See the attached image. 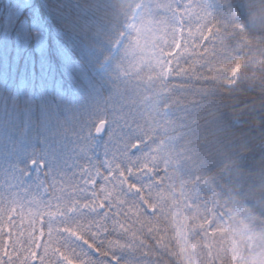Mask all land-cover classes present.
<instances>
[{"label": "trees", "instance_id": "obj_1", "mask_svg": "<svg viewBox=\"0 0 264 264\" xmlns=\"http://www.w3.org/2000/svg\"><path fill=\"white\" fill-rule=\"evenodd\" d=\"M208 1L212 11L209 35L201 44L198 37H191L190 46L169 56L171 79L165 84L163 80L155 84L154 80L152 85L134 76L131 87H125V93L123 89L117 97L125 100L128 95L133 96L131 104L138 106L139 101L142 107L131 114L145 109L142 114L150 118V123L155 119L160 121L161 116L167 117L171 111L173 121H177L179 115L184 119V128L177 129L180 142L190 149L195 163L203 167L194 177L203 182L200 188L204 189V198L213 215L204 232L191 233L184 239L189 264H263L264 0ZM38 2L45 0H0V95L9 98L18 95L23 88L19 70L25 67V59L39 57L34 42L22 43L16 30L6 28L13 14L19 16L21 10L25 18L37 19L41 14ZM46 3L55 16L66 19L63 26L74 31L91 50L93 87L84 88L57 75L43 85V103L48 110L42 123L0 125V147H3L0 166L10 180L19 179L16 176L19 171L13 165L25 162L19 160L23 152L15 154L14 148L31 150L29 156L24 155L25 160L43 156L42 148L49 150L51 146L46 143L52 137L61 132L73 134V128L78 129L86 119L94 121L102 114L107 118L113 109L110 106L117 105L105 75L96 68L110 55L132 5L128 0H46ZM46 23L52 28L57 26L52 18L46 17ZM62 103L84 105L85 111L81 113L77 108L66 112L60 106ZM131 104L126 107L132 108ZM73 136L69 144L83 147L88 154L105 151V146L93 143V137L81 143L79 136ZM165 136L156 138L161 140ZM154 140L152 137L150 143L154 144ZM53 167L57 170L56 164ZM139 169L133 170L138 173ZM156 177L151 173L146 177L140 175L133 177V182L156 185L159 180ZM196 184L187 188L193 189ZM142 195L133 190L132 199L137 200ZM218 214L225 219V224H220ZM117 233L120 232L113 233L115 237L124 238V234ZM111 235L109 232L107 237ZM106 241L105 236L96 239L102 246L94 264H105L103 256L109 254L104 248ZM181 258L179 256V261ZM176 259L170 260L168 256L162 258L161 263L178 264Z\"/></svg>", "mask_w": 264, "mask_h": 264}, {"label": "snow or ice", "instance_id": "obj_2", "mask_svg": "<svg viewBox=\"0 0 264 264\" xmlns=\"http://www.w3.org/2000/svg\"><path fill=\"white\" fill-rule=\"evenodd\" d=\"M38 8L41 14L37 19L25 18L21 10L19 16L13 14L12 22L6 26L19 33L22 43L34 42L39 57L25 59V67L19 70L23 88L18 95L11 98L0 95V125L42 123L48 110L43 103V85L57 75L72 84L93 87L91 50L74 31L63 26L66 19L55 16L46 0L38 2ZM46 17L54 19L57 26L48 25ZM60 106L66 112L77 108L81 113L85 111L84 105L62 103ZM106 135L110 137L108 141H105ZM88 137L98 140L105 146V151L89 155L87 169L81 165L79 171L73 173L83 180L82 187L78 182L73 197L57 203L52 199L45 202L29 198L25 201L23 197L10 203L0 201V264H94L101 255L102 245L96 243L97 237H106L117 227H124L114 215L119 217L126 205L135 206L125 198L127 193L123 185L128 184V191L136 190L142 195L139 187L142 181L133 182V169L139 168L143 162V142L126 131V122H122L119 112L111 120L91 121ZM79 139H84L82 134ZM51 147V158L32 156L19 165L17 170L23 173L25 181L27 177H33L37 186L45 183L55 187L61 172L54 170L53 164L61 158L64 149L57 144L55 137H52ZM65 166L72 165L65 161ZM135 203L147 206V201L137 199ZM36 204L43 207L33 212L31 206ZM112 209H116L115 214ZM147 211L155 209L147 208ZM120 259L115 252L103 256L105 264H120Z\"/></svg>", "mask_w": 264, "mask_h": 264}, {"label": "rangeland", "instance_id": "obj_3", "mask_svg": "<svg viewBox=\"0 0 264 264\" xmlns=\"http://www.w3.org/2000/svg\"><path fill=\"white\" fill-rule=\"evenodd\" d=\"M128 2L132 5L130 15L123 24L121 31L118 32L109 57L100 62L96 69L98 73L105 75L107 87L114 92L113 96L117 101V105L113 106L112 104L110 106L115 108L116 111L112 109L108 119L111 120L113 115L119 112L122 122H126V131L142 139L141 160L143 162L139 166L140 171L138 173L133 170V177L140 175L146 177L151 172L155 173L156 167H160L163 170V175L166 173L163 177L158 178L164 184L162 189H170L172 185L174 187L171 192L168 190L160 193L158 188L155 189L154 186L143 187L139 185L140 188H145L150 193V208L155 209L152 216L141 213L138 207L141 206V203H135L136 200H133L131 196L126 198L135 205L134 207L132 204L126 205L125 211L120 212V217H123L124 221L130 226L128 229L130 238L126 241L119 240L110 252H115L121 258L120 264H162L161 259L164 260L168 256L170 260H177V257L178 264H189L188 258H186L187 255L184 252V239H186V235L191 233L194 235L204 232L213 215H211L208 200L206 197L204 198V189L200 188L203 182H199L194 177V174L201 171L203 167H199L195 163L190 152L186 153L185 145L180 144V133L176 131V129L181 130L184 128V119L179 115L177 121H173L171 111L167 117L161 116V120H166L170 127L160 124V121L156 119L154 123H150V118L142 114L146 112L145 109H142L141 112L139 109L137 114L134 113L136 115L131 114L138 107H142L139 101L138 106H135L131 104L134 100L133 96L128 95L123 100L118 98L117 95L125 87H131L133 83L131 77L134 76H140L141 79H146L152 85H154V80L155 84L159 80H163V84L169 81L172 75L171 61H168L169 56L178 49L184 50L187 48L186 46H190L191 37H198L200 44L208 37V20L211 15L210 5L207 0H128ZM134 92L137 94V87ZM130 104L133 107L127 108L126 106ZM128 113L131 114L130 117ZM90 121V119H86L84 123L78 125V129L73 128V134L61 132L55 137V139L59 138L56 139L57 144L64 149L62 155L65 154L64 156L68 158V155L75 149L74 145L69 144L71 135H74L73 137H80L81 134L83 137L88 136L87 129ZM173 130V134L168 133ZM42 133L47 139L46 131L42 129ZM162 134L167 135L163 141L161 139L156 144L149 145L152 137L158 140L156 136L160 137ZM109 139L110 137L106 135L105 141ZM88 140L89 138H87ZM46 144L51 146L52 139ZM144 144L147 146L143 147ZM48 148V152L52 153V147ZM1 149L3 147H0ZM77 150L80 152L77 154L72 153L74 156L70 158L69 164L72 165L70 173L73 172V169H76V157L81 159L86 156L83 147H78ZM42 151L46 150L42 148ZM20 152H23V155L19 157L20 162L26 161L24 155L29 156L31 154V150L28 148H22L21 150L14 148L13 150L15 154ZM154 156L158 159H154ZM87 157L84 158L83 162L88 164ZM153 160L159 161L153 164ZM20 175L22 178L19 179H23L22 172ZM185 179L190 183L191 180L192 183H198L192 191L190 190V197L184 194L185 190L182 187ZM66 182L68 181L61 178L55 182V187L49 185L50 190H55L51 193H60L58 190L61 191L63 184ZM8 184H17L19 187ZM29 185L31 184L22 183L20 180L18 182L8 181L0 166V188L6 186L3 192L6 202L10 203L18 197H23L25 201H28L29 198H33L35 201L43 200L44 184L40 183L37 186L38 189L34 192L31 189L28 192L26 191L30 187ZM68 188L70 189L71 186H68ZM66 191L65 189L63 198ZM63 198L54 197V200L61 201ZM188 200L191 202L190 206L187 203ZM0 201H4V199L0 197ZM31 207L35 212L40 208V204ZM112 211L115 214L116 209H112ZM218 216L220 224H225V219L221 214H218ZM114 219L118 218L114 215ZM202 223L203 226H200ZM164 226H167V228H163ZM173 226L174 229L169 230ZM187 226L192 228L187 231L184 229ZM204 227H206L205 230H203ZM119 228L117 227V230ZM161 231L163 232L160 234ZM170 233L173 244L177 246L176 252L173 250L172 242L168 239ZM189 241L191 242L190 239ZM179 256L182 257V261H179Z\"/></svg>", "mask_w": 264, "mask_h": 264}, {"label": "water", "instance_id": "obj_4", "mask_svg": "<svg viewBox=\"0 0 264 264\" xmlns=\"http://www.w3.org/2000/svg\"><path fill=\"white\" fill-rule=\"evenodd\" d=\"M95 131V129L93 130V132Z\"/></svg>", "mask_w": 264, "mask_h": 264}, {"label": "bare ground", "instance_id": "obj_5", "mask_svg": "<svg viewBox=\"0 0 264 264\" xmlns=\"http://www.w3.org/2000/svg\"><path fill=\"white\" fill-rule=\"evenodd\" d=\"M209 184H207V186H208Z\"/></svg>", "mask_w": 264, "mask_h": 264}]
</instances>
